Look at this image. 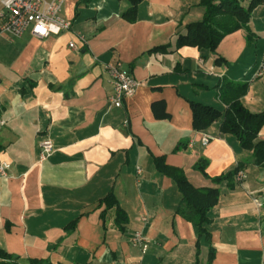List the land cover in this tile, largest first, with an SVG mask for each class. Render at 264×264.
<instances>
[{
  "label": "crops",
  "instance_id": "obj_1",
  "mask_svg": "<svg viewBox=\"0 0 264 264\" xmlns=\"http://www.w3.org/2000/svg\"><path fill=\"white\" fill-rule=\"evenodd\" d=\"M198 2L141 0L136 21L128 22L121 17L127 0H65L61 15L70 27L59 35H0V164L10 165L0 176V247L52 264H264V166L220 131L222 118L195 130L188 102L225 108L219 87L227 79L247 84L241 101L250 111L264 109V72L257 73L264 0L251 11V35L228 33L214 53L175 46L178 30L202 18ZM116 61L139 81L119 108L108 106L104 71ZM46 138L52 152L41 161ZM156 156L193 186L219 188L208 211L209 242L176 211L180 193L154 168ZM198 161L209 177L248 165L229 189L205 177ZM108 192L127 214L124 231L114 209L100 203ZM135 231L145 251L131 242Z\"/></svg>",
  "mask_w": 264,
  "mask_h": 264
},
{
  "label": "trees",
  "instance_id": "obj_2",
  "mask_svg": "<svg viewBox=\"0 0 264 264\" xmlns=\"http://www.w3.org/2000/svg\"><path fill=\"white\" fill-rule=\"evenodd\" d=\"M82 1L88 2L89 0ZM127 1L129 7L121 13V17L128 22H134L137 19V6L141 0ZM260 1L250 0L247 7H244L242 0H199L198 4L204 8L202 18L187 23L178 30L175 46L190 45L214 53L219 41L228 33L244 29L247 36L251 35L248 25L251 11ZM167 47V44L159 45L152 50H166ZM246 90V83L225 79L219 87V98L225 108L189 99L192 127L195 130H203L213 121L222 118L220 131L232 135L241 148L251 151L253 163L262 167L264 166V139L259 138L258 133L264 125V109L260 112H252L242 103L241 97L246 93ZM247 165L248 163L240 161L232 169L214 177L205 174L203 161H198L195 166L212 183L225 182L226 186L231 189L235 185L234 179L237 172ZM153 166L157 172L172 178L181 196L176 211L196 226L198 239L202 238L209 242L210 233L206 228L210 223L208 211L217 203L219 188L193 186L180 168L166 164L164 156L153 157ZM100 203H104V210L114 209V222L120 231H124V225L128 220L127 214L120 207L113 193L108 192L101 198ZM101 215L103 216L102 213ZM74 225L75 220H72L64 229L69 231ZM209 254V258H211V248ZM19 261H24L26 264H52L46 258H21V256L8 253L0 247V264H18Z\"/></svg>",
  "mask_w": 264,
  "mask_h": 264
},
{
  "label": "built area",
  "instance_id": "obj_3",
  "mask_svg": "<svg viewBox=\"0 0 264 264\" xmlns=\"http://www.w3.org/2000/svg\"><path fill=\"white\" fill-rule=\"evenodd\" d=\"M65 0H0V35L10 38L20 37L26 30L33 36L44 39L50 35H59L62 31L69 29L70 21L61 15ZM70 48H75L73 41L68 43ZM107 75L109 91L106 101L109 107L119 108L126 98L133 96L139 81L126 72L120 62L104 64ZM264 72V60L260 62L257 73ZM4 121L0 119V125ZM208 142L207 136L201 138L202 145ZM39 160H45L52 152V143L49 139H43L39 144ZM8 163L0 164V176H6L9 168ZM244 172L239 170L236 174L238 180L242 179ZM130 240L140 245L145 251V237L140 231H135Z\"/></svg>",
  "mask_w": 264,
  "mask_h": 264
}]
</instances>
